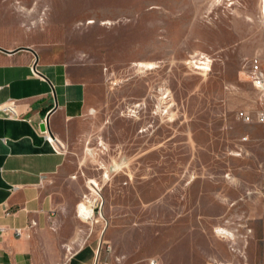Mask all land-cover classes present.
Returning <instances> with one entry per match:
<instances>
[{
    "label": "rangeland",
    "instance_id": "374dc122",
    "mask_svg": "<svg viewBox=\"0 0 264 264\" xmlns=\"http://www.w3.org/2000/svg\"><path fill=\"white\" fill-rule=\"evenodd\" d=\"M263 8L264 0H0V30L52 60L95 68L92 105L69 126L70 172L56 183L79 231L69 252L100 237L102 260L152 262L141 248L155 251L157 235L177 226L203 246L212 233L245 258L247 220L212 218L220 204L206 197L219 200L222 184L231 198L248 197L264 179V90L252 80L254 59L264 73ZM82 195L89 203L77 207Z\"/></svg>",
    "mask_w": 264,
    "mask_h": 264
},
{
    "label": "crops",
    "instance_id": "0c3cea01",
    "mask_svg": "<svg viewBox=\"0 0 264 264\" xmlns=\"http://www.w3.org/2000/svg\"><path fill=\"white\" fill-rule=\"evenodd\" d=\"M258 54L264 70L262 49ZM94 70L85 62L52 60L31 41L22 42L11 37L9 30H0V264H120L112 256L100 258V237L69 252L70 245L78 242L79 231L74 222L67 221L56 185L70 172L69 126L92 105ZM10 101L19 118H10L2 110ZM44 122L46 131L39 128ZM222 185L219 200L206 197L211 204H220L219 211L210 215L217 220H247L250 228L242 230L248 236L244 259L212 233H205L208 242L203 246L198 239L193 242L182 237L186 233L177 226L167 236L157 235L155 251L141 248L146 258L148 254L155 258L154 264H264V179L248 197L238 194L231 198ZM229 202L236 210H229ZM70 209L72 214V206ZM31 222L34 225L28 236L14 235V230ZM109 244L116 248L113 239Z\"/></svg>",
    "mask_w": 264,
    "mask_h": 264
},
{
    "label": "built area",
    "instance_id": "2783aa9c",
    "mask_svg": "<svg viewBox=\"0 0 264 264\" xmlns=\"http://www.w3.org/2000/svg\"><path fill=\"white\" fill-rule=\"evenodd\" d=\"M252 80L255 84V86L260 89V90H264V73L263 71L260 69V65L259 62L257 61V59H254L252 61ZM2 110L4 111V113L6 114V116L10 117V118H19L20 116L17 114L16 110H15V103L13 101H10L8 103H6ZM241 117L244 121L248 122L251 121V118L247 115V114H241ZM259 121L260 122H264V114H261L259 116ZM49 140H51V138H49ZM84 203L88 204V198L86 196H83V200ZM78 215L84 219L87 220L90 218V215L88 213L85 212V214H79ZM33 223H29L25 228H19L14 230V235L16 237H20L23 235L28 236L30 229L33 227ZM150 264H154V262H150Z\"/></svg>",
    "mask_w": 264,
    "mask_h": 264
},
{
    "label": "bare ground",
    "instance_id": "6f19581e",
    "mask_svg": "<svg viewBox=\"0 0 264 264\" xmlns=\"http://www.w3.org/2000/svg\"><path fill=\"white\" fill-rule=\"evenodd\" d=\"M263 15H264V8H263ZM79 212L82 213V214H85V212H86V213H88V214L90 215V217H91V211H90V210H86V208L83 207V206L79 207Z\"/></svg>",
    "mask_w": 264,
    "mask_h": 264
},
{
    "label": "water",
    "instance_id": "95a60500",
    "mask_svg": "<svg viewBox=\"0 0 264 264\" xmlns=\"http://www.w3.org/2000/svg\"><path fill=\"white\" fill-rule=\"evenodd\" d=\"M40 130L42 131H46L47 129V125H46V122L42 123L40 126H39Z\"/></svg>",
    "mask_w": 264,
    "mask_h": 264
}]
</instances>
